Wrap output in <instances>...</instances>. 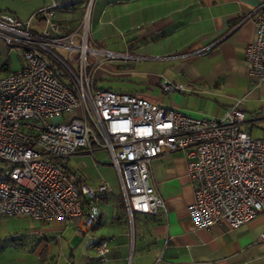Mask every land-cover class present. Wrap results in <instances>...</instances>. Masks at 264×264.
I'll use <instances>...</instances> for the list:
<instances>
[{"label":"built area","instance_id":"2783aa9c","mask_svg":"<svg viewBox=\"0 0 264 264\" xmlns=\"http://www.w3.org/2000/svg\"><path fill=\"white\" fill-rule=\"evenodd\" d=\"M47 1L26 21L0 10V40L19 47L23 59L18 70L0 76V219L70 221L82 233L99 218V196L108 187L88 186L61 163L79 152L93 157L95 150L107 151L130 220L164 207L150 180V163L176 151L186 159L194 193L187 212L195 227L224 223L238 228L264 212V139L241 129L244 113L238 103L221 117L194 116L134 93L98 87L93 67L133 57L88 46L93 0L72 30L56 16L61 3ZM252 21L255 38L244 56L248 75L261 85L264 1ZM184 88L161 83L163 92ZM59 116L67 120L53 122ZM108 251V239L101 237L94 263L106 264Z\"/></svg>","mask_w":264,"mask_h":264},{"label":"crops","instance_id":"0c3cea01","mask_svg":"<svg viewBox=\"0 0 264 264\" xmlns=\"http://www.w3.org/2000/svg\"><path fill=\"white\" fill-rule=\"evenodd\" d=\"M57 1V18L67 30L75 29L88 0ZM262 1L93 0L88 43L109 51L107 45L122 46V53L133 57L123 61L144 62L139 82L145 87L124 92L141 93L151 102L194 116L221 117L238 103L244 113L241 129L251 138L264 139V84L248 75L244 56L255 38L252 15ZM9 48L0 40V54ZM105 65L101 70L116 77L133 72L127 64L111 69ZM10 71L15 70L3 75ZM164 81L185 88L163 92ZM71 160L76 166L68 165ZM66 165L80 171L76 173L88 186L104 183L108 191L99 196V218L80 234L70 221H35L40 228L29 233L44 237L42 246H50L65 229L71 231L65 239V264H95V244L101 237L108 239L106 264H264V212L238 228L193 225L187 207L194 193L181 151L164 152L151 161L150 180L164 207L156 215L134 214V231L121 193L112 194L119 181L110 163L99 162L95 153L79 152ZM78 247L81 255L76 256ZM11 262L0 259V264H15Z\"/></svg>","mask_w":264,"mask_h":264},{"label":"rangeland","instance_id":"374dc122","mask_svg":"<svg viewBox=\"0 0 264 264\" xmlns=\"http://www.w3.org/2000/svg\"><path fill=\"white\" fill-rule=\"evenodd\" d=\"M47 0H0V10L16 16L21 21H26L37 9L47 4ZM49 3V2H48ZM80 21V20H79ZM91 26V20L89 27ZM90 32V29H89ZM91 33V32H90ZM89 47H92V42L88 43ZM113 52L122 53L125 50L122 46L113 47L107 45ZM21 49L19 47H10L8 50H4L0 54V76H2L7 70H18L20 68ZM99 59H102L99 57ZM88 60L92 61L91 56H88ZM117 64H127L133 72L129 75L116 77L115 75L108 74L105 71L96 68L95 74L97 84L103 88H112L113 90H141L145 87L144 83H140V71L145 67L144 62L139 60H126L114 59L106 62L108 69L114 68ZM99 74L101 75L100 81H98ZM132 93V92H130ZM141 96V93H134ZM63 120H67V117H55L53 122L57 123ZM95 156L101 163L109 164L110 158L105 150H95ZM69 166H76V161L71 160L68 163ZM80 173V171H76ZM120 185L118 182L114 184L113 195H119ZM122 195V194H121ZM132 219L128 221L129 228L132 231L135 230L134 222ZM40 228L37 222L25 217L14 218H1L0 219V259L12 260L11 263L15 264H65V256L68 254L65 239L68 237L71 231L65 229L62 237H56L52 239L50 246H42L44 243V237H36L30 231ZM134 229V230H133ZM135 234V233H134ZM76 256L81 255V247H78L75 251Z\"/></svg>","mask_w":264,"mask_h":264},{"label":"water","instance_id":"95a60500","mask_svg":"<svg viewBox=\"0 0 264 264\" xmlns=\"http://www.w3.org/2000/svg\"><path fill=\"white\" fill-rule=\"evenodd\" d=\"M61 166H62L63 168H66V164H65V163H61Z\"/></svg>","mask_w":264,"mask_h":264}]
</instances>
